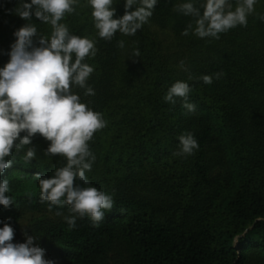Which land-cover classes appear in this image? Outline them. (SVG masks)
<instances>
[{
	"label": "trees",
	"instance_id": "trees-1",
	"mask_svg": "<svg viewBox=\"0 0 264 264\" xmlns=\"http://www.w3.org/2000/svg\"><path fill=\"white\" fill-rule=\"evenodd\" d=\"M18 2L0 0V68L14 33L29 23L16 14ZM124 2L114 0L113 18L124 14ZM183 2L157 0L134 36L117 32L110 41L98 36L87 0L61 21L72 34L96 42L95 56L85 61L94 68L87 81L94 95L73 91L107 122L89 142L95 161L86 175L114 206L98 225L77 218L74 229L65 220L68 206L50 211L35 176L50 178L66 160L46 156L49 142L37 134L26 146L35 158L26 163V149H14L13 164L0 174L13 200L0 205V228H13V243L36 236L34 246L53 264H264V21L250 15L247 27L218 40L185 37L191 18L174 11ZM255 8L264 15V0ZM30 22L38 35H50V25L34 15ZM32 39L36 44L38 36ZM134 48L140 55L129 58ZM217 72L224 75L211 84L188 79ZM176 81L192 88L194 113L180 99L175 105L163 99ZM186 132L198 149L174 155Z\"/></svg>",
	"mask_w": 264,
	"mask_h": 264
},
{
	"label": "clouds",
	"instance_id": "clouds-1",
	"mask_svg": "<svg viewBox=\"0 0 264 264\" xmlns=\"http://www.w3.org/2000/svg\"><path fill=\"white\" fill-rule=\"evenodd\" d=\"M91 7V18L98 36L110 41L119 32L134 36L137 30L148 23L157 0H125L124 14L113 18L114 0H87ZM79 0H19L15 12L25 21L15 33V42L8 53V62L0 68V174L13 164L10 159L13 150L24 151L26 163L36 156L31 139L39 135L49 142L46 156H62L66 163L54 170L50 178L35 176L40 187V200L53 206H68L71 213L65 217L69 228L76 227L77 218L88 217L94 226L104 220L105 211L114 206L111 195L89 185L86 175L95 161L89 142L97 131L106 127L101 113L94 111L74 92V88L84 89V95H94L87 81L94 68L86 59L96 54V42L87 36L70 32L64 20L66 14L76 11ZM257 0H186L176 4L174 11L190 17L189 23L181 32L182 36L194 35L198 38L219 39L237 26L247 27L248 17L264 15L256 13ZM134 9V10H133ZM51 26L49 36L39 34L31 23L32 16ZM38 36L36 44L33 37ZM124 49L125 42L118 41ZM138 49H133L129 58L139 57ZM180 67L188 71L183 60ZM223 72L202 75L188 79H199L211 84L213 78L220 79ZM190 85L176 81L168 89L163 99L175 105L177 99L188 113L196 111V105L188 102ZM21 133H24L21 136ZM199 147L191 132L179 136V149L174 155H192ZM79 180L81 184H77ZM9 180H0V205L7 208L13 204L9 192ZM56 215H62L60 211ZM14 230L5 223L0 228V264H53L45 259V250L34 246L37 239L25 235V242L13 243Z\"/></svg>",
	"mask_w": 264,
	"mask_h": 264
}]
</instances>
